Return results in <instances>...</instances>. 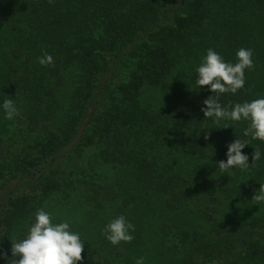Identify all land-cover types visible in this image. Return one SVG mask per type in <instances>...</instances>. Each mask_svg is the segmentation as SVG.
<instances>
[{"label":"trees","instance_id":"trees-1","mask_svg":"<svg viewBox=\"0 0 264 264\" xmlns=\"http://www.w3.org/2000/svg\"><path fill=\"white\" fill-rule=\"evenodd\" d=\"M240 48L254 67L219 95L229 111L264 98V0H0V104L20 113L0 110V251L43 208L80 234L81 264H264V142L205 118L196 84L208 49ZM237 138L261 159L222 173ZM120 215L134 239L113 246Z\"/></svg>","mask_w":264,"mask_h":264},{"label":"clouds","instance_id":"clouds-1","mask_svg":"<svg viewBox=\"0 0 264 264\" xmlns=\"http://www.w3.org/2000/svg\"><path fill=\"white\" fill-rule=\"evenodd\" d=\"M38 62L47 66L53 62V57L44 53L38 57ZM253 67L252 49L240 48L236 52L235 63L226 62L218 52L208 49L195 69L196 84L200 88L208 86V91L215 94L203 102L201 111L205 118L215 117L217 122L221 119L247 121L249 126L244 130V136L264 142V98L235 104L230 111L218 102L220 94H236L242 89L245 85V70ZM0 110L8 120L20 114L13 99L4 100ZM246 146H249V141L245 139L237 138L229 143L226 146V159L218 162V169L222 173H230L235 168L247 169L259 161L262 154L259 148H254L251 155L253 163L249 164L250 157L243 151ZM253 200L264 201V184H260ZM134 231V225L124 215H120L104 226L102 235L113 246H118L121 242L130 243L134 239ZM84 249L85 242L79 233L71 230L69 221L57 223L51 213L41 208L34 214L26 238L11 243L10 256L0 251V260L7 261V264H81L85 258L82 257ZM135 264H145V258L136 259Z\"/></svg>","mask_w":264,"mask_h":264}]
</instances>
